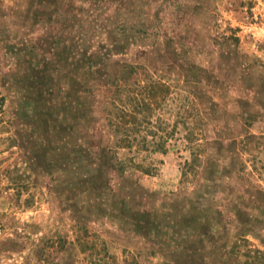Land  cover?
<instances>
[{"label":"rangeland","instance_id":"obj_1","mask_svg":"<svg viewBox=\"0 0 264 264\" xmlns=\"http://www.w3.org/2000/svg\"><path fill=\"white\" fill-rule=\"evenodd\" d=\"M0 102V264H264V0H0Z\"/></svg>","mask_w":264,"mask_h":264},{"label":"trees","instance_id":"obj_2","mask_svg":"<svg viewBox=\"0 0 264 264\" xmlns=\"http://www.w3.org/2000/svg\"><path fill=\"white\" fill-rule=\"evenodd\" d=\"M177 4H179V2H177ZM195 7H197L195 5ZM145 95L144 98L142 100V106L148 108L149 110L153 109V108H158L161 107L163 101L166 99V97L170 94V87H164L163 83H157L155 86L153 85L152 87H145ZM5 101L4 98H2L1 102ZM0 102V109H2V103ZM213 106V105H212ZM204 111V110H203ZM205 113L207 116V119H215V112L214 111H209L207 109H205ZM138 116L136 113H133L129 110L123 111L122 114L119 115V122L121 125H127L129 122H134V123H138ZM152 135L156 138L154 139L152 142H157L158 146L157 148H154L152 151L154 152H161V153H166L167 152V147H166V137L164 135H159L160 133H155V131H151ZM199 134L194 132L193 130H190L187 133V136L185 137L187 139L188 142L191 143L192 146V159L191 161H188V165L190 166V169L194 170L195 166H197L198 162H200V158L202 156V153L200 154V149L197 151L194 148V144H198L199 142H201L205 137L203 136L202 138L198 137ZM145 142L148 141V139L145 137ZM203 151V149H202ZM104 161L109 162V159H105ZM113 165V163H112ZM109 166V165H108ZM142 168V167H141ZM142 171L144 172H151L150 169H147L146 167H144V169H142ZM159 225V223L157 224V226ZM146 226V225H145ZM142 227H144V224L142 225ZM147 227V226H146Z\"/></svg>","mask_w":264,"mask_h":264}]
</instances>
